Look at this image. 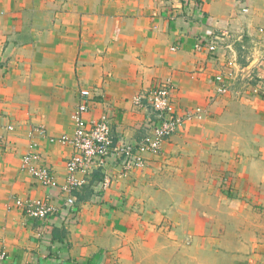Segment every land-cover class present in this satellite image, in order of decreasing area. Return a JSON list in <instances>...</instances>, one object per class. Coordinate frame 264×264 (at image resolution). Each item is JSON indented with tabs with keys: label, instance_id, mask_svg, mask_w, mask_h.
I'll list each match as a JSON object with an SVG mask.
<instances>
[{
	"label": "crops",
	"instance_id": "0c3cea01",
	"mask_svg": "<svg viewBox=\"0 0 264 264\" xmlns=\"http://www.w3.org/2000/svg\"><path fill=\"white\" fill-rule=\"evenodd\" d=\"M215 34L217 54L196 49ZM263 64L264 0H0V264H264V97L235 93ZM167 82L179 110L207 117L145 167H108L106 189L88 176L76 214L23 167L34 139L65 182L73 149L58 138L74 132L82 89L88 120L109 113L113 138L138 142L153 114L134 98ZM47 196L58 211L43 220L17 204Z\"/></svg>",
	"mask_w": 264,
	"mask_h": 264
},
{
	"label": "built area",
	"instance_id": "2783aa9c",
	"mask_svg": "<svg viewBox=\"0 0 264 264\" xmlns=\"http://www.w3.org/2000/svg\"><path fill=\"white\" fill-rule=\"evenodd\" d=\"M221 40L222 37L215 34L208 40L198 39L195 47L197 50L207 48L210 53L215 55L220 50ZM237 64V56L228 62L230 69L236 67ZM251 75L252 73L247 76ZM215 80L218 84L219 94L230 91L229 81L224 74L216 75ZM172 91V85L167 82L136 95L134 102L139 106L150 105L153 114L144 125V137L138 142L125 138L115 142L109 113H103L96 120L87 119L90 100L93 99V90L82 89L83 102L72 113L74 132L72 135L58 138L59 141L70 144L73 149V153L67 161L65 182L57 185L56 176L50 166L44 162L39 152L38 142L34 139L29 144L28 152L23 155V167L28 169L41 185L50 188L60 186V196L63 198L65 206L76 214L77 197L74 191L86 183L88 176L101 172L103 174L102 189L108 188L112 183L111 176L106 171L108 167L120 166L125 172L145 167L147 165L146 153L161 152L163 144L168 138L194 119L201 120L207 115L204 106L192 107L188 110L175 108ZM7 128L12 129L13 126L9 125ZM0 137L2 136L0 135ZM53 139L55 140V138ZM17 204L24 209L28 216L42 220L58 211V206L49 196L27 200L18 199Z\"/></svg>",
	"mask_w": 264,
	"mask_h": 264
},
{
	"label": "rangeland",
	"instance_id": "374dc122",
	"mask_svg": "<svg viewBox=\"0 0 264 264\" xmlns=\"http://www.w3.org/2000/svg\"><path fill=\"white\" fill-rule=\"evenodd\" d=\"M246 50V51H245ZM251 55V53H249L248 51H247V49H243V52H242V60H244L245 62H247L248 63V57H249V55ZM237 56H238V54H237ZM240 58V57H239ZM250 59V61H251V58H249ZM246 64V63H245ZM264 67V64H263V66H262V68ZM258 73H261L260 72V70H256L255 72H254V74H252L251 76H246V80H247V82H246V80L245 81H240V88L239 89H237V91L235 92L236 94H240V96H242V94H245V93H247V92H249V89L250 90H252L253 89V87L251 88L250 87V84L251 85H254V86H256L257 88H258V90L257 91H255V93L257 92V93H261V96L263 97L264 96V77H260V76H258L257 74ZM255 75V76H254ZM256 77H257V79L258 78H262L261 79V81H259L257 84H255L257 81H256ZM216 81V80H215ZM250 82V83H249ZM216 86H217V88H218V84L216 83ZM255 88V87H254ZM217 93H218V90H217ZM228 93V92H227ZM256 93V94H257ZM213 98V97H212ZM211 98V99H212ZM172 100H173V104H174V107L175 108H177V109H180V108H178V106L176 105V101L174 100V97L172 98ZM209 100H210V97H209ZM197 106H200V105H195L194 107H197ZM190 108H192V107H188V108H183L184 110H188V109H190ZM205 117H207V116H205ZM205 117H203V119H201V120H196V119H194L191 123H193V122H197V121H202V120H204L205 119ZM258 136H259V138L260 139H262V140H264V132L263 133H258ZM33 175V174H32ZM225 181H227V180H225Z\"/></svg>",
	"mask_w": 264,
	"mask_h": 264
},
{
	"label": "trees",
	"instance_id": "16d2710c",
	"mask_svg": "<svg viewBox=\"0 0 264 264\" xmlns=\"http://www.w3.org/2000/svg\"><path fill=\"white\" fill-rule=\"evenodd\" d=\"M263 97H264V96H263ZM114 141L117 142L118 140H115V139H114ZM96 173H99V172H96ZM100 175H101V174H100ZM55 238H56V236H55Z\"/></svg>",
	"mask_w": 264,
	"mask_h": 264
}]
</instances>
